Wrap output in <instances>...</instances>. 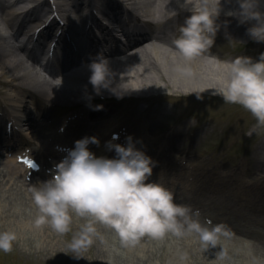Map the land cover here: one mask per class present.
I'll list each match as a JSON object with an SVG mask.
<instances>
[{
  "label": "bare ground",
  "instance_id": "obj_1",
  "mask_svg": "<svg viewBox=\"0 0 264 264\" xmlns=\"http://www.w3.org/2000/svg\"><path fill=\"white\" fill-rule=\"evenodd\" d=\"M23 1L26 2L21 0V2ZM58 1L65 15L71 14L74 21L84 22L83 1ZM90 1L91 6L97 9L101 8V1L107 5H115L118 9H122L123 2V0ZM8 2L9 0L0 1V81L8 83L10 99L16 104L22 101L21 98L25 94L34 99V96L40 95L48 100H58L59 98L61 101L72 103L86 101L100 93L105 95L119 92L139 95L151 93L154 96L153 91L161 89V86L171 89L174 94L193 95L195 94L194 90L207 87L215 79L226 75L227 61L238 56L251 57L254 61L260 58L254 54L255 51L253 54H248L252 48L256 49V45L251 42L252 38L248 34V29L253 27L256 21L241 23L238 15H228L229 12L238 13L240 11L239 0H221V11L216 20L219 26L218 30L223 33L221 37H234L238 46L246 47L248 53H232L227 50L211 48L202 58L190 63L192 75L189 77L176 71L177 66L184 62L178 57L173 44L169 46L170 42H166L167 45H165V43L162 44L164 41L155 36L147 37L146 40L124 46L109 54L100 55L109 63L114 78L110 89L103 88L97 94L96 89L89 83L90 72L88 71V64L96 57L87 59L83 63L79 62L75 69L69 68L68 73L62 76L63 80L60 85L61 77H47L43 71L37 68V65L40 64L39 60L33 55L29 54L28 56L27 48L23 49V45L18 43V38L24 31L21 29L22 27L11 30L8 34L4 31V27L10 28L13 23L12 16L5 13ZM132 3L137 9V15L132 13L133 16L139 21L141 20L139 16L147 17L148 19L144 18V21L148 20L151 27L160 28V26L165 27L166 24H168L167 27H170L171 24L175 26L177 23L184 24L185 19L191 15L189 11L181 8L183 0H138V2L132 0ZM259 5L258 10L264 13V0H259ZM103 10V14L114 17L111 8ZM179 10L183 11L182 15L181 13H177L175 16L170 14L171 11ZM106 28L109 30L108 27ZM208 92L212 93L213 90L202 94ZM24 122L31 125L33 121L24 120ZM184 135L185 132L181 131L178 136L181 139ZM263 151L264 145L261 152ZM256 166L263 174L264 160H258ZM49 179L51 178L47 175L40 174L37 185ZM12 181L13 183H11ZM22 181L16 176L6 182H0V218L7 231H14L17 234V242L20 245L29 247L28 249L38 247L42 253H49L52 251V249L49 250V247L53 244L52 239L56 232L47 224L40 228L35 227L34 222L38 216V210L29 191L31 185ZM256 184L257 180L253 185L256 186ZM202 207L205 209L203 203ZM200 222L204 224V222ZM86 223L85 219L73 216L72 224L78 233ZM226 226L230 230L231 236L222 237L219 245L205 251L195 234L183 239L169 236L163 241L145 238V242L142 241L140 245L134 248H125L112 230L97 223L95 224L97 235L93 237L92 245L87 249L75 252L80 259L88 257L87 261H94L93 256H88L89 251L94 247L98 251L97 255L101 259H108L106 261L109 264H142L144 262L141 261L144 260V257H139L140 253L144 254L145 261L154 257L160 259L164 254L168 264H264V235L239 224L232 223V225ZM223 249L226 250V255L221 258L220 252ZM182 253H187V261L180 260ZM135 256H138L139 261L130 258Z\"/></svg>",
  "mask_w": 264,
  "mask_h": 264
},
{
  "label": "clouds",
  "instance_id": "obj_2",
  "mask_svg": "<svg viewBox=\"0 0 264 264\" xmlns=\"http://www.w3.org/2000/svg\"><path fill=\"white\" fill-rule=\"evenodd\" d=\"M239 3L240 11L228 15H238L241 23L256 21L248 34L253 40L264 42V13L258 10L259 0H239ZM180 6L191 15L179 27L180 35L172 44L184 62L176 71L190 77V63L202 58L214 44L221 0H183ZM170 14L177 15L175 11ZM226 63V75L193 93L202 99V93L213 90L212 94L226 104L239 105L249 112L256 121L247 133L250 136L258 128H264V55L256 61L238 56ZM88 71L89 83L97 94L103 88H111L113 71L105 59L97 55L88 64ZM62 80L61 77L59 85ZM99 143L96 137L77 140L55 166L51 179L31 185L29 191L38 210L35 227L47 224L57 234L65 235L71 230L73 216L85 219L87 223L70 243V248L77 252L92 245L97 223L112 230L125 248H134L145 238L163 241L169 236L183 239L195 234L206 251L219 245L222 237L231 236L226 225H213L211 220L202 224L199 209L193 211L190 206L176 203L171 190L160 183L148 182L154 162L136 148L131 137L127 146L108 142L107 148L115 152V158L98 157L89 149L90 144ZM17 239L14 231L0 232V252L11 253ZM220 254L223 258L226 250ZM180 260L187 261V253H182Z\"/></svg>",
  "mask_w": 264,
  "mask_h": 264
},
{
  "label": "rangeland",
  "instance_id": "obj_3",
  "mask_svg": "<svg viewBox=\"0 0 264 264\" xmlns=\"http://www.w3.org/2000/svg\"><path fill=\"white\" fill-rule=\"evenodd\" d=\"M229 50L233 51L231 47ZM153 92V94L165 93L168 96L165 99L175 100L173 101L175 108L171 112L176 113L173 118L180 117L182 124L186 125L183 126L182 131L187 132L195 125L201 127L202 133L196 138L194 151L199 154L198 146H200L203 154L217 159L213 160V164L220 160L224 165V174L230 172L229 169H232L233 166H237L241 172L239 176L243 178V181L248 178H262V176L264 178V173L262 174L255 165V153L261 151L264 144V128H258L252 135H247L256 124L255 118L249 112L239 105L226 104L221 97L213 95L211 92L201 94L202 99H197L196 94H174L171 89L165 86H161V89ZM8 94V83L0 81V96L7 98ZM127 94L130 93L121 92V95ZM258 156L263 155L258 154ZM263 158L264 156L261 159ZM237 159L238 161H236ZM251 159L254 163L250 164ZM228 194L229 192L223 193V197L224 199L227 197L230 205L234 207L233 210H236L238 214L250 212L248 216H253V219L256 214L255 216L258 218L256 229L264 235V192L257 197V203L254 200L245 201L239 197H232V193L229 196ZM6 229L0 218V232L6 231ZM77 234L73 224L67 234L56 233L52 239L53 244L49 247V250L52 249V251L49 253H42L38 247L28 249L29 247H23L16 241L11 253L0 252V264H109L106 261L108 259H101L97 255L98 251L94 247L91 248L88 255L93 256L94 261H87L88 257L81 259L77 257L76 252L70 248V243ZM35 244L37 245L36 242ZM143 255L140 253L139 256L144 257V260H140L144 262L142 264H168L164 254L160 259L154 257L148 258L146 261ZM130 258L136 261L139 259L138 256Z\"/></svg>",
  "mask_w": 264,
  "mask_h": 264
},
{
  "label": "snow or ice",
  "instance_id": "obj_4",
  "mask_svg": "<svg viewBox=\"0 0 264 264\" xmlns=\"http://www.w3.org/2000/svg\"><path fill=\"white\" fill-rule=\"evenodd\" d=\"M24 163H26L29 167H33V162L29 160H25Z\"/></svg>",
  "mask_w": 264,
  "mask_h": 264
}]
</instances>
